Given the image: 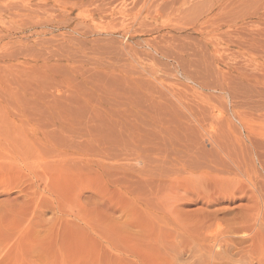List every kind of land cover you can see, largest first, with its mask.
Masks as SVG:
<instances>
[{
	"label": "rangeland",
	"instance_id": "1",
	"mask_svg": "<svg viewBox=\"0 0 264 264\" xmlns=\"http://www.w3.org/2000/svg\"><path fill=\"white\" fill-rule=\"evenodd\" d=\"M263 167L264 0H0V264H264Z\"/></svg>",
	"mask_w": 264,
	"mask_h": 264
},
{
	"label": "bare ground",
	"instance_id": "2",
	"mask_svg": "<svg viewBox=\"0 0 264 264\" xmlns=\"http://www.w3.org/2000/svg\"><path fill=\"white\" fill-rule=\"evenodd\" d=\"M209 159V158H208ZM263 159V158H262ZM263 161V160H262ZM261 161V162H262ZM208 162V161H207ZM258 163L260 162V161H257ZM261 162H260V164H261ZM213 163V162H212ZM206 164V162H205V166H204V168L203 167H201V169H197L198 170V175L201 177V179L203 180V181H205V184L207 183V185L209 184V182H210V180L212 179V178H214L213 176H212V173L213 172H218V173H222L221 171H222V164H221V162L220 163H216V165H214V164ZM220 166H219V165ZM231 164H233L237 169H238V165L236 164V163H234L233 161L231 162ZM203 165V164H202ZM243 165H245V164H243ZM261 166H262V164H261ZM243 168V167H242ZM262 168V167H261ZM264 168V167H263ZM244 171H246L245 170V168L243 169ZM196 172V171H195ZM197 174V173H196ZM243 174H245V172L243 173ZM199 177V178H200ZM253 178V177H252ZM247 182L251 185V186H253V187H255V188H257V186H256V182L255 181H251V179H247ZM219 196V195H218ZM217 196V197H218ZM210 197V196H209ZM212 198H213V196H211ZM210 197V198H211ZM215 197V196H214ZM210 198H209V200H208V202L210 201ZM206 200H207V198H206ZM217 200V199H216ZM220 200V199H219ZM219 200H217V201H219ZM212 201V200H211Z\"/></svg>",
	"mask_w": 264,
	"mask_h": 264
}]
</instances>
